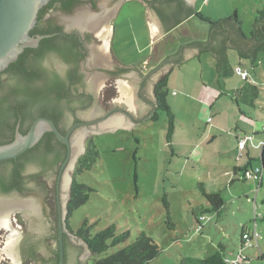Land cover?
Instances as JSON below:
<instances>
[{
  "label": "rangeland",
  "instance_id": "rangeland-1",
  "mask_svg": "<svg viewBox=\"0 0 264 264\" xmlns=\"http://www.w3.org/2000/svg\"><path fill=\"white\" fill-rule=\"evenodd\" d=\"M263 8L264 0H198L194 9L213 22L236 13L243 32L250 36L257 11ZM112 26L116 59L128 66L139 64L135 69L143 73L150 68L154 72L193 40L208 41L210 32L209 23L193 16L151 43L146 7L138 0L124 2ZM227 55L232 73L224 76L222 82L211 53H202L201 57L174 67L169 74L168 103L176 118L171 140L167 113L163 111L158 112L156 121L151 116L131 130L95 138L97 161L91 170L76 176L78 184L90 187L93 192L90 200L69 220L74 232L88 223L93 234L110 226L115 227L118 235L129 233L127 243L111 249L112 253L145 232L162 250L150 264H181L184 258L205 259L216 253L219 245H223L224 256L230 261L241 257V264H264V184L262 189L251 191L243 181L235 183L234 188L226 185V178L215 181L211 174L228 164L230 156L207 146L211 143L208 134L214 125L212 121H219L222 129L227 128L218 134L223 143H228L232 139L228 134L238 128L237 118L243 121L239 124L243 126L241 130L262 133L256 139L263 141V146L264 49L251 59H243L232 48H228ZM241 66H247L250 71L247 80L236 72ZM248 81L254 82L255 87ZM237 90L248 91V99L254 101L255 107L245 103L247 96L238 100ZM238 106L247 110L252 120L241 117ZM235 141L238 144L236 138ZM195 145L201 148L199 152L204 153L205 159L200 160ZM223 148L226 149L225 145ZM190 154L195 155L196 162L194 158L191 161ZM201 185L208 193L219 189L225 202L221 217L214 212L202 214L208 205ZM202 215L207 221L199 231L197 218ZM168 216L175 228L168 226ZM255 226L258 239L244 242L242 247L243 231L253 234Z\"/></svg>",
  "mask_w": 264,
  "mask_h": 264
},
{
  "label": "trees",
  "instance_id": "trees-1",
  "mask_svg": "<svg viewBox=\"0 0 264 264\" xmlns=\"http://www.w3.org/2000/svg\"><path fill=\"white\" fill-rule=\"evenodd\" d=\"M172 5L177 7L176 10L179 14H185L187 17L194 16L210 24L208 41H192L188 46L199 49L201 53H213L217 60L218 69L224 76H229L232 73L227 55L229 45L236 48L243 59H251L259 50L264 49V8L257 11L253 31L250 36H246L236 13L230 18L213 22L210 19H206L194 8L184 10L183 0H153L150 6L166 23L167 29L173 26L174 23H171L170 16L165 14L159 6L170 7ZM46 13L47 8L39 12L37 26L30 32V35L49 37L43 38L37 48L26 49L19 56L17 62L12 63L0 73V128L6 127L11 136L15 133L16 123L12 124L14 119L17 121L23 118L28 121H34L39 117H46L58 126V120L62 118L71 103L70 99L68 100L67 98L65 87L70 81L74 85L72 76L66 74L64 77H60L49 65L48 60L51 56H57L67 64H75L80 52L74 38L52 36L55 32L50 27L41 28L42 17ZM175 26L170 28V30L174 29ZM170 73L165 75L155 87L156 113L152 117L156 121L158 120L159 111L167 113L169 140L173 138L176 123L175 114L168 103ZM29 129L20 130L21 134L26 135ZM54 139L55 135L48 133L35 147L17 160L0 163V190L5 194H9L14 188L18 189V185L23 181L27 166L30 164L35 165L38 169V173L32 174L30 178L38 183H41V177L45 173L50 174L53 170L59 168L62 158L60 149L57 148ZM14 140L15 138L12 137L10 141L0 142V146L10 144ZM97 156H99V153L94 146V142H90L86 153L79 159L74 172L75 178L68 203L67 228L71 234L75 235L88 248L90 257L85 264H150L161 255L162 250L145 232H141L131 244L125 245L118 252L112 253L111 249L127 243L130 237L129 233L118 235L115 227L110 226L101 232L93 234L92 227L88 223H83L81 228L74 232L69 225V220L73 213L90 200L93 192L90 187L78 184L76 176L91 170L97 161ZM258 163L264 170V147ZM6 170L9 171L8 175L4 173ZM201 189L203 190L202 185ZM203 194L210 208L203 209L202 214L214 212L221 217L225 208V202L221 194H208L205 190H203ZM164 203L167 205L166 207L169 206L167 201ZM168 219V226L175 228V224L169 216ZM197 221L201 223L199 218H197ZM245 234L249 235L248 239H244ZM56 238L58 244L53 251V256L55 257L53 264H59L60 261L58 226L56 228ZM253 240L252 234L243 231L242 245L244 241ZM64 242L67 264L69 243L66 236ZM224 252L223 245H219V250L213 255L205 259L184 258L181 260V264H241L240 261L235 263L236 259L230 261L224 256Z\"/></svg>",
  "mask_w": 264,
  "mask_h": 264
},
{
  "label": "water",
  "instance_id": "water-1",
  "mask_svg": "<svg viewBox=\"0 0 264 264\" xmlns=\"http://www.w3.org/2000/svg\"><path fill=\"white\" fill-rule=\"evenodd\" d=\"M49 1L50 0H0V72H3L13 60L17 59L26 47H36L43 38L49 37L39 36L34 39L30 36V32L37 25L39 12ZM126 1L128 0L122 1V3L120 4V8ZM138 1L146 7L147 24L150 31L151 43L163 36L165 33H167L168 29L170 30V28L175 25L177 26L188 18L185 14H179L178 11H176L177 7L175 5H172L170 7L159 6V8H161V10L164 11L165 14H167L168 16L170 14H175L176 21L174 25L166 29L165 24L161 21L157 12L152 8V6L149 5L151 2L148 0ZM195 1L196 0H183L185 7H187L188 9L193 8ZM120 2L121 0L116 3ZM112 18L113 17H110L107 12H97L95 10H92L90 7H87L84 12L79 11L76 15L67 18L69 21V23L67 24V31L77 30L82 34H85L87 32L95 33L98 37L103 38L106 42L101 48H96V50L94 51L93 58L90 63L91 69H94L96 67L94 64L101 63V61L105 59L104 56L106 55L108 48V42L105 36L106 32L110 29L108 24ZM228 48L237 50L231 45H229ZM180 51L181 55L184 57L180 64L196 59L201 53L199 49L192 46L182 47L180 48L179 52ZM179 52L177 53V55L179 54ZM177 55L170 57L171 60L178 59L179 56ZM214 58L216 60L215 55ZM59 60V57L51 56L48 61L49 63H57ZM180 64H177L176 66ZM171 67L172 66L170 63L163 62V64L151 74L152 80L146 87L147 92L145 94L150 100H153L154 98L151 95V89L153 84L163 73L167 72ZM130 68V71H127L126 74L122 76V79H118L116 81V88L118 89L119 94H116L114 97H112V99L113 103L117 104L118 107H123L125 109L130 110V113H132L136 118H138L137 116H139L140 113L142 115L151 110L152 104L150 102H143L142 100L135 97L136 93L138 92L140 73L136 71L134 66H130ZM220 76L222 82L224 75L220 74ZM130 90L132 93L131 102L132 104H135V106H137L134 110L131 109L129 105H126L127 102L125 98L127 96V93L129 95ZM111 93L113 94V90L111 91ZM113 103H111L110 101H106L104 102V104L101 102L97 103L93 108L88 109V112L83 115V118L85 120H93V118L101 117L108 112L110 106L114 107L112 105ZM151 116H149L146 120L138 121L131 120L124 113H116L100 122L99 127H101L103 130H101L102 132L100 131L97 133L98 135H114L117 131L120 130H131L136 126L145 123ZM83 130L86 131L87 129H78L73 134V138L70 140L69 136H64L59 131L58 127L52 120L48 118H39L34 122V124L26 135H23L18 132L15 137V140L12 143L0 146V163L10 160H17L19 157H21L33 147H35L42 140V138L47 132L53 133L59 142L65 144L69 148V160L71 157L72 160L67 167V162L62 166V171L65 169V167L66 169L64 171L60 183V200L64 212L63 220H65L68 215L67 209L65 210L64 207L67 203V196L72 180L73 171L76 167V163L78 161L79 156L82 155V153L84 152V137H82L81 133L84 132ZM37 170L38 169L35 165L30 164L29 166H27L26 171L27 174H36L38 173ZM4 173L8 175L9 171L6 170ZM41 178V183H38L37 181H32L33 184L35 183L34 187H36L33 193L31 194V197L34 200L33 203L35 208L33 206V203L28 201L21 203L2 201L0 202V229L1 227H10L9 216L19 208V210L22 211L37 210L35 212L37 215V219L33 218L31 220V223H29L27 220V223L25 225H18L20 227L14 224L13 228H15L16 232L24 233L27 232V230H32L41 232L44 235L49 234L50 228L47 223L46 217L47 212L50 215H53L55 211L56 204H54L53 195L55 193L56 177L54 174L45 173ZM0 198L18 199L19 197L15 195L6 196L4 195V193H0ZM30 215L31 214H28V219ZM64 233L65 230L63 229V226L60 225L59 264H66ZM72 242H74V244H68L69 257L67 264H85V259L90 257V252L88 248H86L85 244H83L82 241L78 242L75 239H72ZM44 243L45 246H42L39 250V256L49 257V255L52 254L49 251V248L51 251H54L57 246L55 247V243H52L50 240H47ZM14 250L15 248H10L7 251H2V249H0V259L8 257L14 264H38L33 261L21 263L20 261L23 260V258H20ZM4 252L6 255L2 256L4 255Z\"/></svg>",
  "mask_w": 264,
  "mask_h": 264
},
{
  "label": "flooded vegetation",
  "instance_id": "flooded-vegetation-1",
  "mask_svg": "<svg viewBox=\"0 0 264 264\" xmlns=\"http://www.w3.org/2000/svg\"><path fill=\"white\" fill-rule=\"evenodd\" d=\"M118 1L119 0H50L41 9L43 10L44 8L45 9L47 8V13L42 17V25H40L41 28L50 27L55 32L52 36L58 35L60 37L62 36L63 38H68V39L74 38L80 52L75 64L74 63L67 64L63 62L61 58H59L60 60L57 63H49L52 69L60 77H64L66 74H70L74 82L73 85L70 81L69 84L65 87V89L67 90L66 91L68 96L67 98L68 100L70 99L71 103L66 109L64 115H62V118L58 120V126L57 125L56 126L64 136H69L70 140L73 138V134L78 129H83V128L87 129L86 130L87 132L85 130H83L84 132H81L82 137H84V144H83L84 152L82 153V155L79 156L78 161L86 153L89 143L93 142L96 137H99L97 132L103 130L101 127H99V124L102 120L116 113H124L131 120H138V121L146 120L149 116H151L152 112L156 110L155 87L157 83L160 82L164 78V76L168 74L169 70H170L169 72H171V70L173 71L174 67L177 64H180V62H182L184 58L181 55V51H180L179 54L177 55L179 56L178 59L171 60V58L169 57L164 61V63H170L172 67L167 72L163 73L153 84L151 89V95L152 97H154L153 100H150L148 96L145 95L147 92L146 87L148 86L149 82H151L152 80L151 74L153 73V70H150L152 68L146 69L148 71L147 73H143L140 72V70H136L137 72L140 73L139 75L140 80L138 85V92L136 93L135 97L142 100L143 102H150L152 104L151 110H149L147 113L142 115L140 113L139 116H137L138 118H136L132 113H130V110L125 109L123 107H118L117 104H114L112 97H114L116 94L117 95L119 94L118 89L116 88V83H117L116 81L118 79H122L123 78L122 76L131 69L130 66H128V64H124L123 62H120L119 60L116 59L112 48V42L114 37V29L112 23L118 14L120 4L122 3L123 0H121L120 3H116ZM148 1L152 2L153 0H148ZM87 7H90L92 10H95L97 12H102V13L107 12L110 17H113L108 24L110 29L106 32V36H105L108 42L107 53L104 56L105 59H103L101 63L94 64L96 66L94 69H91L90 66V63L93 58V53L96 50V48L97 49L101 48L106 43L105 40L101 37H98L95 33H91V32L82 34L77 30L67 31V24L69 23L67 18L76 15L79 11L84 12V10H86ZM183 9L187 10L188 8L185 7L184 5ZM169 16L171 23L172 24L175 23L176 21L175 14H170ZM162 22L165 24V27L167 29L166 23L164 21ZM168 32H171V30H168ZM30 36L34 39L39 37L32 35ZM38 46L26 47L24 51L29 48L35 49ZM24 51L21 54H23ZM18 58L13 60L9 65H11L14 62H17ZM118 61L121 64H119ZM138 65L139 64H134L133 66L136 67ZM112 90H113V94L111 93ZM131 99H132V93L130 90L129 95L127 93L125 100L127 102L126 105H129L131 109L134 110L137 106H135V104H132ZM106 101L107 102L110 101L111 103H113L112 105L114 106V107L110 106L106 114H104L101 117L93 118V120H85L83 118V115L88 112L89 108L90 109L93 108L97 103L100 102L104 104V102ZM39 118H46V117H39ZM37 119H35L34 121L32 120L28 121L27 119H23V118H20L17 121L16 119H14L12 121L13 125L14 123H16L14 135L11 136L7 128L2 127L0 128V142L10 141L12 137L14 138L16 137L18 132L21 133L20 130H28V128H31ZM48 133L49 132H47L46 134ZM54 141L57 144V148L60 149V156L62 158V162L59 168L51 172V174H54L56 177V187H55V193L53 195L54 204H56V206L53 215H50L47 212L46 219L50 228L49 234L44 235L41 232L32 231V230H27V232L24 233L16 232L15 228H13L14 224H16L17 226L25 225L27 223V220L29 223H31V220L33 218L37 219V215L35 213L37 210L22 211L19 210V208L9 216L10 227L9 228L1 227L0 229V249H2V251L3 250L7 251L10 248H15L14 251L17 253V255L20 258H23V260L20 261L21 263L22 262L25 263L28 261H33L38 264L54 263L55 257L53 256V251H51L50 248L49 251L52 254L49 255V257H40L39 250L42 246H45L44 242L47 240L48 241L50 240L52 243L54 242L55 247L57 246L58 244L56 238L57 226L60 229V225H62L63 229L65 230L64 241H65V236L67 237L69 244L70 243L74 244V242H72V239H75L78 242L80 241L77 237L73 236V234L71 235V233L67 228L68 215L67 218L63 220L64 212L60 200V183L66 167L71 163L72 157L69 160V156H70L69 148L65 144L59 142L56 136ZM78 161L76 163V166L78 164ZM66 162H67L66 167L62 171V166ZM32 174L33 173L27 174L26 171L23 175V181L20 183V185H18L19 188L18 189L14 188L9 194L4 193V195L6 196H10V195L18 196L19 197L18 199L0 198V202L2 201V202L21 203L28 201L33 203L34 200L31 197V194L33 193L36 187H34L35 183L33 184L32 183L33 180H31L30 178ZM74 178L75 177L73 173L70 188L68 191L67 203L65 204L64 207L67 209V212H68V203L71 197V189ZM0 193L3 192L0 190ZM28 214H31L29 216V219H28ZM3 254L4 255L2 256L6 255L5 252ZM0 264H14V263L10 260V258L5 257L3 259L2 258L0 259Z\"/></svg>",
  "mask_w": 264,
  "mask_h": 264
},
{
  "label": "crops",
  "instance_id": "crops-1",
  "mask_svg": "<svg viewBox=\"0 0 264 264\" xmlns=\"http://www.w3.org/2000/svg\"><path fill=\"white\" fill-rule=\"evenodd\" d=\"M197 1L198 0H196L195 2H194V6H193V8H195V6H196V4H197ZM194 18H196V17H194ZM184 24V23H183ZM182 24V25H183ZM181 25V26H182ZM193 41H195V40H193ZM185 46H188V45H184V47ZM201 55H202V53H200L199 55H198V57H201ZM255 66V65H254ZM240 68H243L242 70H244V71H246V72H248L249 73V75H251L250 74V71H249V69H248V67L247 66H245V67H240ZM168 73H170V72H168ZM248 84H251L253 87H255L253 84H254V82H251V83H249V81L247 82ZM255 85H256V83H255ZM257 86V85H256ZM226 89H227V87H226V84L224 83V91H226ZM257 90V89H256ZM238 92H240V95L238 94V96H237V99L238 100H244L243 98L244 97H246L247 96V99H245V103H248V105L250 106V107H255V103H254V101H252L251 99H248V96L250 95L249 93H248V91L247 92H243V91H239V90H237ZM227 92V91H226ZM239 105V104H238ZM238 110H239V112H240V115H241V117H243V118H245V119H247V120H252V119H250L248 116H250V113L247 111V110H243L242 109V107H240V106H238ZM153 115H154V112H153V114H152V117H153ZM236 121L238 122L237 124V126H238V128L237 129H235L234 131H231V133L230 134H228L229 136H231V140H227L228 141V143L226 142V143H223L224 141H223V138L220 136V134H223L224 133V131L227 129V128H225V129H222L223 127H222V124L219 122V121H212V123L214 124L213 126H211L210 127V129H209V139L211 140V143H210V145L209 144H207V146H212V150L213 151H215V152H217V150H218V153H220L221 155L222 154H229V156H230V159H229V162H228V164H226L225 166H222L221 167V170L219 171V170H216V171H214V173L213 174H211L213 177H215L214 179H215V181L216 180H222V178H226V185L228 184V185H230V186H232L231 188H234L235 187V185H237V184H235V183H238V182H240V181H243V182H245L246 183V187L247 188H250V190L251 191H253L254 189H257V191H258V189H262L263 188V184H264V179H263V181L261 182V183H259V182H256V181H254V180H245L244 178H243V172H244V170L245 169H250V168H252L253 166H255L256 164H258V163H255V162H258V160H259V158H260V155H261V152H262V149H263V147H264V144H263V146H262V143H263V141H260V140H257L256 138L258 137V136H260V134H262V133H259V132H254V131H249V130H247V129H245V130H241L242 129V127L243 126H241V125H239L241 122H243L240 118L238 119H236ZM257 122V121H256ZM250 129V128H249ZM208 130V129H207ZM211 130H212V132H211ZM208 133V132H207ZM218 133H220V134H218ZM251 137L252 139L249 141V143H248V145H247V147L243 150V154H242V157L241 156H239V149H238V144H237V141H235V138H236V140H238V142H239V139H241V138H243V137ZM222 138V139H221ZM221 141L220 142V144L218 143V141ZM218 143V144H217ZM224 145H225V147H226V149H224L223 147H224ZM180 147H182V145H180ZM195 147H196V145H195ZM196 153H198V154H200L201 155V158H200V160H202V158L203 159H205V157H204V153H201V152H199L200 150H201V148H197L196 147ZM246 150H247V152H246ZM188 157H190L191 158V161H193V158H194V162H196V157H195V155H189ZM216 189V188H215ZM220 191H219V189H218V191H214V192H211V193H208V194H216V193H219ZM192 204L191 203H189V207L191 206ZM207 207L206 208H210V206H209V204L207 203ZM254 206L257 208L258 206L256 205V204H254ZM201 217V216H200ZM199 217V218H200ZM262 218L264 219V216H262ZM207 221V220H206ZM205 221V222H206ZM205 222H202V224L201 225H199V231H202L203 230V228H204V223ZM255 230L257 231V229H256V226H255ZM243 242V241H242ZM244 242H247V241H244ZM244 245V244H243ZM242 245V246H243Z\"/></svg>",
  "mask_w": 264,
  "mask_h": 264
},
{
  "label": "built area",
  "instance_id": "built-area-1",
  "mask_svg": "<svg viewBox=\"0 0 264 264\" xmlns=\"http://www.w3.org/2000/svg\"><path fill=\"white\" fill-rule=\"evenodd\" d=\"M236 72L241 75L243 80H247L248 79V73L246 71L242 70V68H237ZM251 139L252 138L248 137V136L239 139V142H238L239 156L242 157L243 150L247 147V145H248V143H249V141ZM243 178L245 180H254L256 182L261 183L263 181V179H264V170L261 167V165L258 163V164H256L255 166H253L250 169H245L244 172H243ZM200 221L201 222H205L206 221V217H201ZM252 236H253L254 239H257L259 237V235L257 234L256 230L252 234ZM248 238H249V235L245 234L244 235V239H248ZM241 260H242V258L239 257V259L236 260L235 263H237L238 261H241Z\"/></svg>",
  "mask_w": 264,
  "mask_h": 264
},
{
  "label": "clouds",
  "instance_id": "clouds-1",
  "mask_svg": "<svg viewBox=\"0 0 264 264\" xmlns=\"http://www.w3.org/2000/svg\"><path fill=\"white\" fill-rule=\"evenodd\" d=\"M201 217H205V216H201ZM201 217H200V218H201ZM200 218H199V219H200ZM206 220H207V219H206ZM201 224H202V222H201V223H199V225H201Z\"/></svg>",
  "mask_w": 264,
  "mask_h": 264
}]
</instances>
